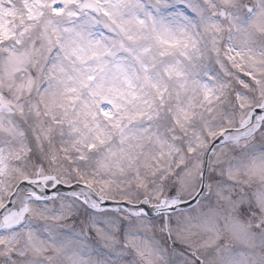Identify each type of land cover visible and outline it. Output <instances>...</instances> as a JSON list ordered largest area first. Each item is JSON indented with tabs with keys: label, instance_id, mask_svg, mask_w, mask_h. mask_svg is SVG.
Wrapping results in <instances>:
<instances>
[{
	"label": "snow or ice",
	"instance_id": "snow-or-ice-1",
	"mask_svg": "<svg viewBox=\"0 0 264 264\" xmlns=\"http://www.w3.org/2000/svg\"><path fill=\"white\" fill-rule=\"evenodd\" d=\"M0 264H264V0H0Z\"/></svg>",
	"mask_w": 264,
	"mask_h": 264
}]
</instances>
